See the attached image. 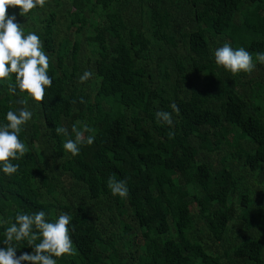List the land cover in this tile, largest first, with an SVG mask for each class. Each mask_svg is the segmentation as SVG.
I'll list each match as a JSON object with an SVG mask.
<instances>
[{
  "label": "trees",
  "instance_id": "obj_1",
  "mask_svg": "<svg viewBox=\"0 0 264 264\" xmlns=\"http://www.w3.org/2000/svg\"><path fill=\"white\" fill-rule=\"evenodd\" d=\"M6 14L40 36L52 84L21 105L14 75L0 80V122L33 112L17 172H0V241L18 211L67 212L74 251L57 264H264V0H47ZM225 42L256 67L218 68ZM74 124L95 135L76 156L56 132Z\"/></svg>",
  "mask_w": 264,
  "mask_h": 264
},
{
  "label": "clouds",
  "instance_id": "obj_2",
  "mask_svg": "<svg viewBox=\"0 0 264 264\" xmlns=\"http://www.w3.org/2000/svg\"><path fill=\"white\" fill-rule=\"evenodd\" d=\"M47 0H0V80L14 75L15 84L12 91L23 93L26 99L19 101L26 105L28 99L41 102L45 97V90L52 84V77L48 70L50 57L46 54L40 36L33 31L25 32L20 23L16 22L15 14H6L8 6H19L21 15L26 16L36 7H44ZM214 61L218 68H223L231 74L241 72L250 73L256 63L252 53L244 47L233 48L230 43H223L213 52ZM257 60L264 62V53L257 54ZM93 75L91 70H85L79 76L84 82ZM173 111L179 112L175 103L171 105ZM33 117L28 107L8 110L5 114L6 122H0V172L11 175L17 172L19 164L12 161L24 156L28 148L20 133L23 126ZM156 117L163 123L172 124V114L157 110ZM87 125L78 127L73 125L71 132L61 126L56 132L64 133L70 138L63 143V148L72 156L81 151V146L91 145L95 141L94 134L88 132ZM108 188L113 196L127 197L129 189L125 179L109 177ZM47 213L39 210L34 213L18 211L14 218H9L8 226L4 228V239L0 241V264H57L56 258L64 254H72L73 241L70 235L72 216L67 212L60 214L53 220L46 218ZM5 222L0 220V226ZM26 241L32 247L31 252L17 254L16 243ZM39 241V242H37Z\"/></svg>",
  "mask_w": 264,
  "mask_h": 264
}]
</instances>
